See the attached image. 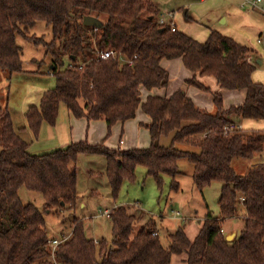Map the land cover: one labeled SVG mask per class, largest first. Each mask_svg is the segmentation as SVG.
Masks as SVG:
<instances>
[{"label": "trees", "instance_id": "trees-1", "mask_svg": "<svg viewBox=\"0 0 264 264\" xmlns=\"http://www.w3.org/2000/svg\"><path fill=\"white\" fill-rule=\"evenodd\" d=\"M159 12L150 0H0V71L25 72L18 36L24 39L38 22L51 29L49 43L33 40L45 45L56 80L25 113L35 139L43 123L56 124L61 104L76 118L105 121L108 135L116 123L134 119L138 110L150 118L147 148L110 149L104 142L81 141L33 154L14 129L8 108H0V264H172L174 255L183 264H264V131L226 130L239 122L264 121V83L253 81L255 65L245 46L217 31L199 43L172 31L171 22L159 23ZM85 16L102 26L85 25ZM104 50L115 56L102 60ZM164 59L182 60L193 74L186 83L211 94L213 113L197 107L184 90L142 99L143 90L168 86ZM199 77L214 78L220 90L245 91L243 103L224 108L222 94ZM168 136L170 145H162ZM183 144L196 150L180 149ZM81 155L105 159L103 175L115 200L123 183L135 180L139 166L159 187L164 176L171 178L170 188L177 192L179 161L187 159L200 193L221 183L219 215L207 210L194 239L180 225L165 246L149 214L117 205L109 212L111 240L89 238L84 219L75 216L71 231L63 233L69 238L52 252L49 242L54 238L47 234L45 213L71 214L79 204ZM235 159L246 162L245 173L235 171ZM22 187L43 196L42 210L22 203ZM236 218L243 226L228 241L222 226Z\"/></svg>", "mask_w": 264, "mask_h": 264}, {"label": "rangeland", "instance_id": "rangeland-1", "mask_svg": "<svg viewBox=\"0 0 264 264\" xmlns=\"http://www.w3.org/2000/svg\"><path fill=\"white\" fill-rule=\"evenodd\" d=\"M150 1L160 11L159 17L162 16L166 20L173 18L177 27L182 29V31L187 28L193 35L204 36L206 39L209 28L222 26L219 24L221 22V14L223 15L230 5L247 12L256 11L260 13L259 11L263 12L262 10L264 9V0L256 8L242 7L241 5L245 0ZM256 18L261 21L264 20L258 15H256ZM234 31L240 34L238 30ZM25 34L24 39L21 36L17 38V43L22 47V61L25 72L10 75L8 72L0 71V108H8L14 129L29 144L34 143L33 151H37V154H42L50 151L39 152L38 149H41L38 147L41 143L39 141H42V139L38 141L39 136L35 139L32 132L28 129L25 113L29 107L39 104L40 97L44 91L55 86L56 80L50 73L52 65L49 56L45 54V45L43 43L36 45L33 42L34 39L39 38V42H42L41 39H43L44 42L49 43L52 35L51 29L44 22H38ZM256 38L254 36L249 37V45L262 48L263 44H259ZM189 86L185 83L182 89L188 91ZM223 91L226 90L223 89ZM209 95L211 97V94ZM60 107L61 110H66L65 105L61 104ZM60 113L59 116L61 115ZM141 113L144 114L142 111ZM43 126L48 125L43 123ZM106 137L113 145L115 143L119 144L120 138L125 140L124 135L122 137L118 133L108 135V131ZM171 139V136L164 137L161 140V144L169 146ZM104 145L106 146L107 144L104 143ZM178 147L184 150H196L194 147L184 144L178 145ZM104 160L100 156H80L77 161V195L79 204L71 214L61 211L55 212V210L45 213L46 231L49 238H59L63 233H69L71 231V221L76 216L84 219L85 233L89 238L111 240V223L104 211L105 209L110 211L117 205H124L134 207L137 210L141 209L149 214L157 224L163 244L167 246L169 233L174 232L180 225L186 227L185 230L188 237L194 239L200 230L207 210L214 215H219L218 200L221 183L214 182L200 193L192 181L191 172L193 166L187 159L179 161L181 175L176 178L180 184L178 192L170 188L171 178L164 176L162 185L159 187L153 177L146 175V169L139 166L135 170V180L123 183L116 200L113 199L107 178L103 175L105 171ZM232 165L238 174L245 173L247 169V164L242 159H235ZM19 196L23 204L32 203L39 209H43L44 198L40 193L31 192L22 187L19 190ZM82 203L86 205L85 208L81 207ZM59 213L62 215H59ZM242 226L243 222L239 218L227 220L222 226V232L227 236L234 233V228L241 229ZM139 229L140 226L137 225L134 228V233ZM172 264H183L181 257L174 255Z\"/></svg>", "mask_w": 264, "mask_h": 264}, {"label": "crops", "instance_id": "crops-1", "mask_svg": "<svg viewBox=\"0 0 264 264\" xmlns=\"http://www.w3.org/2000/svg\"><path fill=\"white\" fill-rule=\"evenodd\" d=\"M259 12L260 13L256 11L247 12L244 10H239L230 5L229 9H226V12L223 13V15L221 14V22L219 24L222 26H214L212 28H209L208 36L211 31H217L220 34L230 37L237 43L245 46L249 50V60L255 65V71L252 75L253 81L256 83H264V20L261 21L256 18V15H258L262 19H264V13L261 11ZM170 21H172V24L175 26L177 31L186 34L193 40L199 43H203L207 40L204 36L193 35L187 30V28H184V31H182V29H179L177 27L173 18ZM234 30H238L240 34L236 33ZM253 36L257 37L256 39H258L257 41L259 42V44H263L262 48H256L249 45L248 38H251ZM161 66L169 73L168 86L164 89H154L151 91L143 90V100H145L149 95L157 97H168L178 90H183L182 88L184 87L186 81L193 76L192 72L184 66L181 59H164L161 61ZM199 79L204 84L209 86L212 91H218L222 94L224 108L241 105L245 99V91H223L219 89V86L217 85L214 78L199 77ZM189 87L190 88L188 89V91H185V93L189 98L192 99L195 105L203 110H206L207 112L213 113L215 111V106L213 104V101L211 100L212 103L210 101V99H212V96L210 97L209 94H207V96L206 93L198 90L193 86ZM60 110L61 107L59 108V113ZM59 113L57 122L54 126L48 125L41 128L38 139V141L42 139V141H39L41 142L39 144L40 146H38L39 148H41L38 149L39 152L53 151L56 149L64 148L71 143H77L81 141H86L89 144H98L104 142L105 144H107V147L108 145L110 146V149L121 150L143 149L149 147L150 145V134L145 126L150 122V118L146 114H142L141 110L137 111L134 119L128 120L123 123L118 122L111 128L110 134L113 135L118 133L120 134V137H122V135L125 136V140L120 138L119 144L115 143V145H113V143H110L108 141V138L106 137L108 129L105 121H87L85 118H76L67 108L66 110H61L60 116ZM239 124L242 126L243 130L264 131V121H244L239 122ZM33 144L34 143L30 144L29 151L33 154H37V151H33L32 149ZM85 206L86 205L84 203L81 204L82 208H85ZM238 215L240 216L241 214ZM238 230L239 229L234 228V238L236 237Z\"/></svg>", "mask_w": 264, "mask_h": 264}, {"label": "built area", "instance_id": "built-area-1", "mask_svg": "<svg viewBox=\"0 0 264 264\" xmlns=\"http://www.w3.org/2000/svg\"><path fill=\"white\" fill-rule=\"evenodd\" d=\"M261 1L262 0H245L242 3V7L248 6V7H251V8H256L261 3ZM262 11L264 13V9ZM158 20H159V23H161V24H165V23L171 22V30L172 31H176L175 26L172 24V21H170L171 18H170V20H168V19L166 20L164 17H162V16L159 17L158 16ZM114 56H115V53L112 50H104V51H101L99 53V57L102 60L109 59V58L114 57ZM233 129H241V130H243V128H242V126L240 124L231 125V126L226 128V130H233ZM109 212H110L109 210H105L104 214L109 217ZM68 238H69V235H63L60 238H54V239L50 240L49 247L52 249V252L55 251V249L58 247L59 244H61L62 242H64Z\"/></svg>", "mask_w": 264, "mask_h": 264}, {"label": "water", "instance_id": "water-1", "mask_svg": "<svg viewBox=\"0 0 264 264\" xmlns=\"http://www.w3.org/2000/svg\"><path fill=\"white\" fill-rule=\"evenodd\" d=\"M83 23L88 26H93L96 28H99L102 26V23L100 20L96 19L95 17L92 16H85L83 19ZM226 239L228 241H232L234 239V234H230L226 236Z\"/></svg>", "mask_w": 264, "mask_h": 264}]
</instances>
